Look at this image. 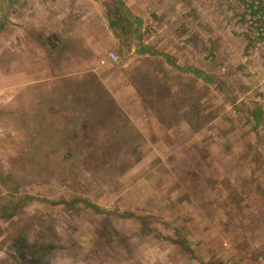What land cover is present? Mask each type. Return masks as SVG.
Instances as JSON below:
<instances>
[{
    "label": "rangeland",
    "instance_id": "rangeland-1",
    "mask_svg": "<svg viewBox=\"0 0 264 264\" xmlns=\"http://www.w3.org/2000/svg\"><path fill=\"white\" fill-rule=\"evenodd\" d=\"M117 1L19 0L10 9L0 28V206L19 207L24 220L43 225L41 235L52 243L47 264H264V34L247 13L249 0ZM114 2L139 32L130 39L123 33L122 44L95 56L90 43L110 31L106 11ZM110 53L118 62L101 66ZM123 70L154 76L168 111L188 127L196 115L183 109L197 105V136L182 147L158 131L151 153L124 176L113 199L75 193L38 174L45 163L33 152L62 130L44 103L70 79L94 76L113 90ZM117 99L126 110L140 101ZM249 110L261 111L257 127L247 124ZM160 169L168 171L164 180ZM195 171L197 185L185 178ZM16 183L23 188L13 191ZM155 193L174 207L160 209L155 201L148 208ZM73 197L118 213L111 223L96 209L75 213L63 204ZM143 213L181 228L185 241L178 232L170 242L143 243L142 236L128 249L105 245L86 255L63 238L104 224L132 234ZM10 222L0 220V264H24L26 257L22 263L3 242L14 234Z\"/></svg>",
    "mask_w": 264,
    "mask_h": 264
},
{
    "label": "trees",
    "instance_id": "trees-1",
    "mask_svg": "<svg viewBox=\"0 0 264 264\" xmlns=\"http://www.w3.org/2000/svg\"><path fill=\"white\" fill-rule=\"evenodd\" d=\"M18 1L0 0V28L8 22L9 11ZM246 7L257 30L264 34V0H249ZM248 15L242 14V17ZM106 17L110 33L118 44L123 43V33L130 39L136 37L139 32L135 22L123 15L121 6L116 2L107 5ZM61 42L63 51H66L67 41ZM71 80H67V83H64L61 89H57L55 95L43 105L46 116L59 120L62 130L53 133L50 136H53V139L45 142V147L36 148V152L32 155H36L35 158H40L45 163L44 169L37 170L38 174L68 184L75 193L84 194L90 190L97 199L102 197L107 200L113 199L114 195L123 191L124 176L132 172L151 153L150 143L155 140L154 135L158 136L159 132L167 134L177 145L186 147L203 127V124H198L201 118H198L197 105L192 106L191 109L188 107L183 109L186 114L196 115L192 118L196 122L190 121L189 127L185 125L188 120L176 119L177 115L168 111V105L163 100L167 95L159 91L160 84L157 85L156 79L149 72L141 74L136 70L132 72L123 70L119 85L113 90L108 85L101 84L100 80L96 81L94 76L93 79L82 77ZM133 95H137L140 101L126 110L117 98ZM177 104L183 106L185 103L177 100ZM245 118L248 125L257 127L262 121L261 111L249 110ZM55 123L52 126L50 121L48 125L52 129L56 126ZM200 146V143L196 144L190 151H197ZM161 171V169L157 171V175L164 180L168 171L163 170L162 174ZM185 178L191 184L197 185L201 180V174L199 171L187 172ZM20 188L23 186L16 183L12 190L18 191ZM101 192L103 195L99 197ZM155 201H158L160 209L174 207L170 197H167V200L165 197L158 199L156 193L151 195L145 204L148 208H153L151 203ZM63 204L79 214L89 209H96L97 216H103L108 221L118 213V208L102 209L92 203L88 197H73ZM18 208L9 205L0 206V220L2 218L11 220L10 227L14 231L10 240L6 239L3 242H9V246L16 251V257L22 263H24L23 257H26L24 264H47L49 254L52 253L51 240L41 235L43 226L41 223L33 224L31 220L27 222L24 220L27 215L21 213ZM136 220L139 225L132 234L122 233L104 224V229L96 230L90 227L75 229L63 238H68V244L73 250L77 249L86 255L100 248L103 250L105 245L115 249L116 245L124 244L128 249L132 247L135 237L144 236L146 239H143V243L156 239L158 242L163 239L164 242H170L175 232H178L181 236L180 242L185 239V232L179 231L181 228H175L173 224L164 222L163 218L143 213Z\"/></svg>",
    "mask_w": 264,
    "mask_h": 264
},
{
    "label": "crops",
    "instance_id": "crops-1",
    "mask_svg": "<svg viewBox=\"0 0 264 264\" xmlns=\"http://www.w3.org/2000/svg\"><path fill=\"white\" fill-rule=\"evenodd\" d=\"M94 38L95 39H93V42L90 43V46L95 56L101 57L104 54L113 51L118 46L117 40L108 30L104 31L99 40H96V37Z\"/></svg>",
    "mask_w": 264,
    "mask_h": 264
},
{
    "label": "built area",
    "instance_id": "built-area-1",
    "mask_svg": "<svg viewBox=\"0 0 264 264\" xmlns=\"http://www.w3.org/2000/svg\"><path fill=\"white\" fill-rule=\"evenodd\" d=\"M108 62L110 63H117L118 58L115 54L110 53L105 59L100 60V65L105 66Z\"/></svg>",
    "mask_w": 264,
    "mask_h": 264
}]
</instances>
